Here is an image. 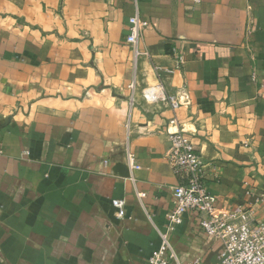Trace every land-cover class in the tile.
Returning <instances> with one entry per match:
<instances>
[{"label": "crops", "instance_id": "0c3cea01", "mask_svg": "<svg viewBox=\"0 0 264 264\" xmlns=\"http://www.w3.org/2000/svg\"><path fill=\"white\" fill-rule=\"evenodd\" d=\"M136 15L151 24L137 57ZM167 68L176 111L143 96ZM177 131L219 211L264 196V0H0V264H149L174 209ZM170 242L180 264H219L193 213Z\"/></svg>", "mask_w": 264, "mask_h": 264}, {"label": "built area", "instance_id": "2783aa9c", "mask_svg": "<svg viewBox=\"0 0 264 264\" xmlns=\"http://www.w3.org/2000/svg\"><path fill=\"white\" fill-rule=\"evenodd\" d=\"M130 24L127 43L133 47L137 57L139 37L151 24L142 20L139 15L132 17ZM174 57L177 68H181L185 63L184 53L175 51ZM173 73L174 70L168 68L159 69V83L143 91L145 100L167 103L173 111L179 109L181 103L178 97L169 95L162 82L163 75ZM131 89H134V85H131ZM176 122L174 118L170 125ZM168 137L170 148L167 161L179 183L172 190L174 209L168 217L167 233L161 234L162 244L149 259V264H180L170 242V233L184 223L187 213L197 216L199 226L208 240L222 243L219 264H264V222H258L255 218V205L263 203L264 196L257 197L255 205L219 211L216 198L207 190L205 166L191 137L181 131L168 132ZM133 158L132 154H127L128 162H133ZM113 206L119 219L127 217L124 200H114ZM194 264H199V260Z\"/></svg>", "mask_w": 264, "mask_h": 264}, {"label": "water", "instance_id": "95a60500", "mask_svg": "<svg viewBox=\"0 0 264 264\" xmlns=\"http://www.w3.org/2000/svg\"><path fill=\"white\" fill-rule=\"evenodd\" d=\"M122 168H125V165H122V164L118 165V169H122ZM124 174H125L124 176L129 177V172L127 169H126V172Z\"/></svg>", "mask_w": 264, "mask_h": 264}]
</instances>
